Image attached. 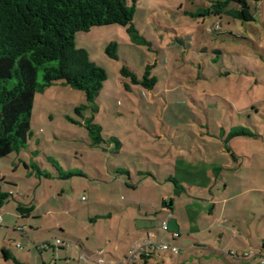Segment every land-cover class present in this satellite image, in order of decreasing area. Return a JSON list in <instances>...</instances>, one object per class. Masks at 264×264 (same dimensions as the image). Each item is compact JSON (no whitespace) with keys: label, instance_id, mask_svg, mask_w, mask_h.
<instances>
[{"label":"rangeland","instance_id":"rangeland-1","mask_svg":"<svg viewBox=\"0 0 264 264\" xmlns=\"http://www.w3.org/2000/svg\"><path fill=\"white\" fill-rule=\"evenodd\" d=\"M204 2L134 0L132 22L139 40L118 24L75 34L76 47L84 48L107 78L93 103L60 82L35 94L31 136L18 152L0 158V190L12 193L0 208V264H96L93 254L99 250L107 263H127L148 240L171 243L172 234L163 227L170 217L167 206L155 222L154 204L165 198L183 205L187 197L171 195L172 182L154 184L151 173L161 179L185 174L174 165L185 158L180 149L189 153L204 144L201 125L211 134L221 125L254 129L261 120L256 112L264 108V0L250 2L254 20L249 22L188 14ZM109 43L117 45L116 59L105 53ZM123 66L139 77L149 66L155 85L147 90L130 84L120 75ZM125 82L137 88L126 90ZM91 118L102 128L105 142L99 147L90 146L84 126ZM249 137L231 140L241 158L250 148L245 143L264 140ZM110 138L121 143L117 153ZM69 172L74 175L66 177ZM18 203L34 205L28 220L17 212ZM156 223L155 233L148 229L136 235ZM176 243L174 255L149 249L148 264H163L162 259L170 264L182 254H187L186 264H201L196 251L186 247L191 238ZM2 248L10 258L5 259ZM224 253L234 260L253 256L250 250ZM144 260L139 255L128 264Z\"/></svg>","mask_w":264,"mask_h":264},{"label":"trees","instance_id":"trees-1","mask_svg":"<svg viewBox=\"0 0 264 264\" xmlns=\"http://www.w3.org/2000/svg\"><path fill=\"white\" fill-rule=\"evenodd\" d=\"M204 1V7L188 14L194 18L212 15L242 22L254 20L250 2L256 0ZM133 16L134 0L132 3L128 0H0V158L18 152L31 136L30 117L36 93L60 82L82 91L88 103L97 99L107 78L106 71L90 59L84 48L76 47L75 34L95 26L118 24L133 39L139 40ZM116 50L117 45L109 43L105 53L116 59ZM120 75L129 79L130 84L147 90L157 81L149 66L141 77L127 66L120 68ZM128 82L124 84L125 89H134ZM82 106L75 108L76 112ZM84 126L90 146L99 147L105 142L101 126L93 123L92 118L85 120ZM238 136L255 137L256 134L243 126H235L227 135L228 138ZM107 142L112 144L115 153L121 148L116 138ZM44 175L48 177L47 173ZM72 175L65 173L66 177ZM168 181L173 183L176 194L184 189L174 178ZM11 195L9 190H0V208ZM34 208L21 203L16 206L24 219L31 216ZM42 246L46 248L49 244ZM2 252L5 259L10 258L7 249L2 248Z\"/></svg>","mask_w":264,"mask_h":264},{"label":"crops","instance_id":"crops-1","mask_svg":"<svg viewBox=\"0 0 264 264\" xmlns=\"http://www.w3.org/2000/svg\"><path fill=\"white\" fill-rule=\"evenodd\" d=\"M261 112H256L261 118L259 127L250 129L256 134L253 139L264 136V108ZM238 126L244 127L242 124ZM230 130L231 127L226 129L221 125L217 134H211L201 125L198 132L204 144L191 147L189 153L179 150L185 158H181V163L177 160L174 166L176 171L181 170L185 174L174 179L184 189L176 194L172 188L170 194L179 197L185 193L186 203L178 205L174 200L169 202L161 197V207L158 201H154V221L158 222L159 212H164V206H167L170 215L167 231L179 234L177 238H170L171 244L191 238L193 243L186 247L189 252L196 251L195 257L201 264H260L264 255V140L245 143L250 148L241 158L231 140L242 136L228 138ZM211 143L217 144L213 150ZM103 170L105 172L106 168ZM227 170L232 173H226ZM150 178L154 184L160 180L168 184L171 177L161 179L151 173ZM133 188L137 189L136 186ZM157 225L139 228L136 235L141 236V232L148 229L155 233L159 229ZM233 249L250 250L253 256L244 260L230 259L224 252ZM8 254L11 255L9 251ZM186 256L182 254L170 264H186ZM145 260L144 264L150 261Z\"/></svg>","mask_w":264,"mask_h":264},{"label":"built area","instance_id":"built-area-1","mask_svg":"<svg viewBox=\"0 0 264 264\" xmlns=\"http://www.w3.org/2000/svg\"><path fill=\"white\" fill-rule=\"evenodd\" d=\"M0 220H1V216H0ZM164 228H167V224L164 222L163 224ZM172 237H177L178 233L176 232H172ZM56 244H61L62 241L60 239H56L55 240ZM68 242L66 243V247L68 246ZM45 246V245H43ZM149 249H152L154 251H162V252H169L171 254H176L178 253V247L175 244H170V243H160V244H153L151 242H149V240L147 241V243L145 245H142L140 247H138L136 250H134L130 256H128L127 259V263H124L122 260H120V262L118 264H128V262L130 261H134L139 255L142 257H146L148 258V256H150L151 254L148 253ZM96 255H98V259L96 260V264H113L112 262L107 263L102 257H100L101 254H103L102 250H99L95 253ZM233 256L234 257H239L240 254L233 252ZM244 257V256H243ZM245 257H248V255L245 253ZM260 264H264V255L261 257L260 260Z\"/></svg>","mask_w":264,"mask_h":264}]
</instances>
